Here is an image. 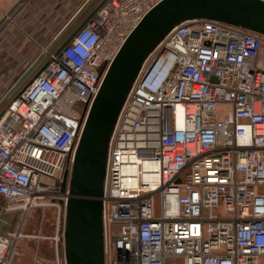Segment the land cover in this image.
<instances>
[{"label": "built area", "instance_id": "1", "mask_svg": "<svg viewBox=\"0 0 264 264\" xmlns=\"http://www.w3.org/2000/svg\"><path fill=\"white\" fill-rule=\"evenodd\" d=\"M160 1L99 0L73 38L59 52L42 49L31 78L6 96L0 264H11L23 236L12 215L24 218L53 194L65 216L62 174L101 80ZM217 105L226 107L221 118ZM101 200L104 264H264L263 36L203 19L166 33L117 116ZM53 264H65L60 253Z\"/></svg>", "mask_w": 264, "mask_h": 264}, {"label": "water", "instance_id": "2", "mask_svg": "<svg viewBox=\"0 0 264 264\" xmlns=\"http://www.w3.org/2000/svg\"><path fill=\"white\" fill-rule=\"evenodd\" d=\"M199 19L227 23L264 37L262 0H162L143 16L109 64L84 123L72 169L62 174L60 190L67 188L69 194L60 252L65 264H104L101 197L117 116L145 57L172 27ZM83 25L60 34L58 52Z\"/></svg>", "mask_w": 264, "mask_h": 264}, {"label": "crops", "instance_id": "3", "mask_svg": "<svg viewBox=\"0 0 264 264\" xmlns=\"http://www.w3.org/2000/svg\"><path fill=\"white\" fill-rule=\"evenodd\" d=\"M98 1L0 0V32L8 29L13 33L3 41V48L26 50L25 56L14 65L0 58V97H4L15 82L18 84L23 78L27 81L37 69L40 49H55L60 34L69 27L86 23ZM2 18L5 20L1 23Z\"/></svg>", "mask_w": 264, "mask_h": 264}, {"label": "rangeland", "instance_id": "4", "mask_svg": "<svg viewBox=\"0 0 264 264\" xmlns=\"http://www.w3.org/2000/svg\"><path fill=\"white\" fill-rule=\"evenodd\" d=\"M6 11V10H5ZM12 32V31H11ZM8 29L0 32V58L7 60L10 65L21 61L26 50L5 49L3 41L12 37ZM45 49V48H43ZM42 49H40V54ZM14 57V58H13ZM18 60V61H17ZM31 78V77H30ZM29 78V79H30ZM4 79V77H3ZM23 78L18 84L16 82L10 87V92L15 88L22 87L27 81ZM0 113L6 106V97H0ZM226 107L217 105L218 117L224 116ZM10 227H17L19 220H23V236L17 241L10 257L11 264H53L63 250L62 227L64 226V210L57 196L51 195L48 205L35 207L27 212L24 218L20 215H12ZM13 224H15L13 226Z\"/></svg>", "mask_w": 264, "mask_h": 264}]
</instances>
